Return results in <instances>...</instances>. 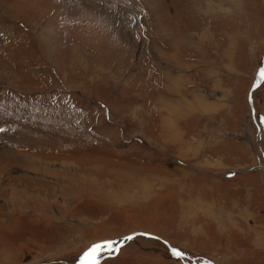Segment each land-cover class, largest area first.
<instances>
[{
  "label": "rangeland",
  "instance_id": "rangeland-1",
  "mask_svg": "<svg viewBox=\"0 0 264 264\" xmlns=\"http://www.w3.org/2000/svg\"><path fill=\"white\" fill-rule=\"evenodd\" d=\"M261 69L264 0H0V264H228L158 234L199 176L264 264Z\"/></svg>",
  "mask_w": 264,
  "mask_h": 264
},
{
  "label": "crops",
  "instance_id": "crops-1",
  "mask_svg": "<svg viewBox=\"0 0 264 264\" xmlns=\"http://www.w3.org/2000/svg\"><path fill=\"white\" fill-rule=\"evenodd\" d=\"M163 121L166 125L165 119ZM177 138L173 139L174 143L176 140L180 142L179 134ZM206 177L199 176V181L190 186L192 197H185L181 193L175 197L176 203L169 208L166 226L161 227L158 234L173 246L182 247L190 253L203 254L219 263L236 264L239 256L247 257L250 254L256 226L247 218L237 216L235 207H223L228 202L231 205V201L225 199L228 191L222 185V179L207 177L206 182ZM212 186L216 188L214 191L211 190ZM229 197L231 199V195ZM186 239L190 242L189 246Z\"/></svg>",
  "mask_w": 264,
  "mask_h": 264
},
{
  "label": "snow or ice",
  "instance_id": "snow-or-ice-1",
  "mask_svg": "<svg viewBox=\"0 0 264 264\" xmlns=\"http://www.w3.org/2000/svg\"><path fill=\"white\" fill-rule=\"evenodd\" d=\"M259 75H260L261 79H264V69L260 70ZM125 239L131 240L132 237L129 236V237H126ZM107 246L110 248L111 243H109ZM101 247H103V246L102 245H94L91 249H89L81 258V264H98L97 253ZM173 254L178 256V257L183 255V253L176 251V250H173Z\"/></svg>",
  "mask_w": 264,
  "mask_h": 264
},
{
  "label": "flooded vegetation",
  "instance_id": "flooded-vegetation-1",
  "mask_svg": "<svg viewBox=\"0 0 264 264\" xmlns=\"http://www.w3.org/2000/svg\"><path fill=\"white\" fill-rule=\"evenodd\" d=\"M140 233V232H139ZM145 236L147 237V238H156V235H154V234H150V233H148V232H146L145 233ZM159 240H161L160 238H159ZM162 241V240H161ZM173 252V250H171V252L170 253H172ZM182 257H178V259H181Z\"/></svg>",
  "mask_w": 264,
  "mask_h": 264
},
{
  "label": "water",
  "instance_id": "water-1",
  "mask_svg": "<svg viewBox=\"0 0 264 264\" xmlns=\"http://www.w3.org/2000/svg\"><path fill=\"white\" fill-rule=\"evenodd\" d=\"M252 88H253V86H252ZM248 101H249V103H250V96H248ZM251 111H252V109H251ZM171 251V250H170Z\"/></svg>",
  "mask_w": 264,
  "mask_h": 264
},
{
  "label": "bare ground",
  "instance_id": "bare-ground-1",
  "mask_svg": "<svg viewBox=\"0 0 264 264\" xmlns=\"http://www.w3.org/2000/svg\"><path fill=\"white\" fill-rule=\"evenodd\" d=\"M121 252V251H120ZM120 252H119V254H120ZM108 261V260H107ZM107 261H105V262H107ZM104 263V262H103Z\"/></svg>",
  "mask_w": 264,
  "mask_h": 264
}]
</instances>
